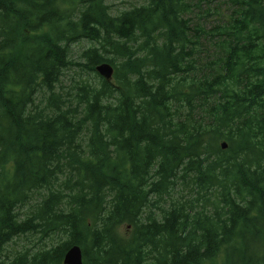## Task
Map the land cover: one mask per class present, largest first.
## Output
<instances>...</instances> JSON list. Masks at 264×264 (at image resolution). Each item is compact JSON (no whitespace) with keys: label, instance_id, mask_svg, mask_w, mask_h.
I'll list each match as a JSON object with an SVG mask.
<instances>
[{"label":"trees","instance_id":"trees-1","mask_svg":"<svg viewBox=\"0 0 264 264\" xmlns=\"http://www.w3.org/2000/svg\"><path fill=\"white\" fill-rule=\"evenodd\" d=\"M76 64L93 79L64 91ZM37 234L55 242L14 246ZM74 244L84 264H264V0H0V264Z\"/></svg>","mask_w":264,"mask_h":264},{"label":"rangeland","instance_id":"rangeland-1","mask_svg":"<svg viewBox=\"0 0 264 264\" xmlns=\"http://www.w3.org/2000/svg\"><path fill=\"white\" fill-rule=\"evenodd\" d=\"M107 3L111 5L112 10L114 12L124 10L127 8H130L134 5H140L144 3V0H107ZM217 4V3H215ZM209 4H205L204 7L207 8ZM213 7L215 9L210 10L207 13H204L203 11L200 12L198 9H196L194 12L190 14L194 22L200 23L205 25L207 28H210L214 26L216 23L219 22L220 16L217 15V11L219 10L217 6L213 4ZM221 8V7H220ZM226 9L225 6L221 8V11L223 12ZM210 44V42H208ZM90 45L89 41H84L80 44H75L72 47V58L75 61H82L81 58V52L83 47H88ZM206 52V51H204ZM93 73L88 71L87 69L79 66V65H73L70 67V69L66 70V73L63 76L62 80V87L64 91H73V86L77 82H85L86 80H92L93 79ZM184 198H194L196 197V192H187L183 191L180 193ZM120 231L124 233L126 231V227L123 226L120 228ZM55 240L48 236H43L41 234H37L34 236H28L26 238H22L18 241L17 244H15V247H21L23 245H28L29 247H43V246H50L53 244Z\"/></svg>","mask_w":264,"mask_h":264},{"label":"water","instance_id":"water-1","mask_svg":"<svg viewBox=\"0 0 264 264\" xmlns=\"http://www.w3.org/2000/svg\"><path fill=\"white\" fill-rule=\"evenodd\" d=\"M96 70L106 79H111L114 73V68L110 63L104 62L96 66ZM223 149L228 147L227 142H222ZM64 264H83V250L79 245H73L66 252Z\"/></svg>","mask_w":264,"mask_h":264},{"label":"bare ground","instance_id":"bare-ground-1","mask_svg":"<svg viewBox=\"0 0 264 264\" xmlns=\"http://www.w3.org/2000/svg\"><path fill=\"white\" fill-rule=\"evenodd\" d=\"M74 245H76V244H74Z\"/></svg>","mask_w":264,"mask_h":264}]
</instances>
